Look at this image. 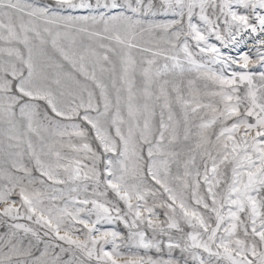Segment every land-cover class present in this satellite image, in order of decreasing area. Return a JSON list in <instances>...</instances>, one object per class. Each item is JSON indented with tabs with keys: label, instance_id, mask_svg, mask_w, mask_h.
Returning <instances> with one entry per match:
<instances>
[{
	"label": "snow or ice",
	"instance_id": "obj_1",
	"mask_svg": "<svg viewBox=\"0 0 264 264\" xmlns=\"http://www.w3.org/2000/svg\"><path fill=\"white\" fill-rule=\"evenodd\" d=\"M0 264H264V0H0Z\"/></svg>",
	"mask_w": 264,
	"mask_h": 264
}]
</instances>
